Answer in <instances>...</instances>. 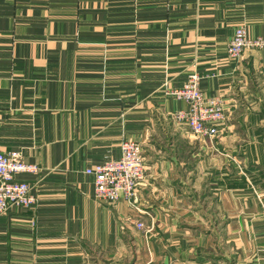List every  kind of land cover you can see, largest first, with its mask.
Instances as JSON below:
<instances>
[{"label":"crops","instance_id":"obj_1","mask_svg":"<svg viewBox=\"0 0 264 264\" xmlns=\"http://www.w3.org/2000/svg\"><path fill=\"white\" fill-rule=\"evenodd\" d=\"M242 24L264 38V0H0V150L40 167L0 264H264V49L228 57ZM193 72L225 103L213 140L173 115ZM123 139L146 160L137 208L86 173Z\"/></svg>","mask_w":264,"mask_h":264},{"label":"built area","instance_id":"obj_2","mask_svg":"<svg viewBox=\"0 0 264 264\" xmlns=\"http://www.w3.org/2000/svg\"><path fill=\"white\" fill-rule=\"evenodd\" d=\"M250 49H264V38H250L246 27L239 25L228 43V57L239 60ZM201 78L200 74L193 72L183 87L167 89V94L187 104L186 109L173 114L175 119L194 135L213 140L218 135V125L226 120L225 103L220 96L203 93ZM146 168L142 146L134 140L123 139L119 159H106L88 168L86 173L94 176L97 200L105 203L123 200L137 208L138 186L145 177ZM39 171L40 167L26 162L20 151L0 150V216L14 207H37L38 199L32 184L17 179V175ZM137 228L144 229V224L138 222Z\"/></svg>","mask_w":264,"mask_h":264}]
</instances>
